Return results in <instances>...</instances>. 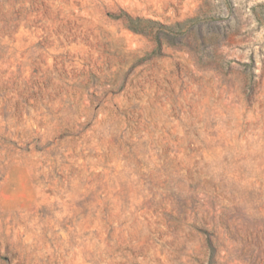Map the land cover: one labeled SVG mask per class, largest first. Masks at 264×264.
<instances>
[{
  "label": "rangeland",
  "instance_id": "rangeland-1",
  "mask_svg": "<svg viewBox=\"0 0 264 264\" xmlns=\"http://www.w3.org/2000/svg\"><path fill=\"white\" fill-rule=\"evenodd\" d=\"M0 264H264V0H0Z\"/></svg>",
  "mask_w": 264,
  "mask_h": 264
}]
</instances>
